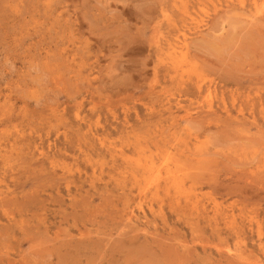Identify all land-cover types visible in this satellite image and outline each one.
I'll use <instances>...</instances> for the list:
<instances>
[{
  "label": "rangeland",
  "instance_id": "1",
  "mask_svg": "<svg viewBox=\"0 0 264 264\" xmlns=\"http://www.w3.org/2000/svg\"><path fill=\"white\" fill-rule=\"evenodd\" d=\"M0 264H264V0H0Z\"/></svg>",
  "mask_w": 264,
  "mask_h": 264
},
{
  "label": "bare ground",
  "instance_id": "2",
  "mask_svg": "<svg viewBox=\"0 0 264 264\" xmlns=\"http://www.w3.org/2000/svg\"><path fill=\"white\" fill-rule=\"evenodd\" d=\"M152 170H153V168H151ZM150 170V169H149ZM153 174V173H152ZM156 175V174H155ZM157 175H158V173H157ZM156 177V176H155ZM130 244V243H129Z\"/></svg>",
  "mask_w": 264,
  "mask_h": 264
}]
</instances>
